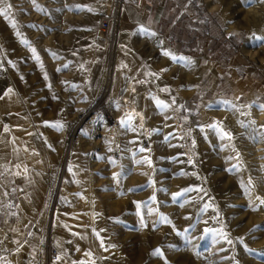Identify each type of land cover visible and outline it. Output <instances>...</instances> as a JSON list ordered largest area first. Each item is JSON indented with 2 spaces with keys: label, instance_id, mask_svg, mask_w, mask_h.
I'll return each instance as SVG.
<instances>
[{
  "label": "rangeland",
  "instance_id": "obj_1",
  "mask_svg": "<svg viewBox=\"0 0 264 264\" xmlns=\"http://www.w3.org/2000/svg\"><path fill=\"white\" fill-rule=\"evenodd\" d=\"M196 1L231 55L167 44L129 22L126 0L0 3V96L14 90L0 99V264H264V0ZM128 81L149 137L120 105ZM189 187L203 191L173 199Z\"/></svg>",
  "mask_w": 264,
  "mask_h": 264
},
{
  "label": "crops",
  "instance_id": "obj_2",
  "mask_svg": "<svg viewBox=\"0 0 264 264\" xmlns=\"http://www.w3.org/2000/svg\"><path fill=\"white\" fill-rule=\"evenodd\" d=\"M126 6L131 24H140L155 31L169 45L176 44L185 52L207 55L217 54L219 45H223L226 52L230 50L229 55L233 53L230 34L222 31L212 16L201 13L196 0H191V3L189 0H126ZM213 70L217 72V69ZM137 92L139 94L138 89ZM144 113L147 124H150L145 109Z\"/></svg>",
  "mask_w": 264,
  "mask_h": 264
},
{
  "label": "snow or ice",
  "instance_id": "obj_3",
  "mask_svg": "<svg viewBox=\"0 0 264 264\" xmlns=\"http://www.w3.org/2000/svg\"><path fill=\"white\" fill-rule=\"evenodd\" d=\"M31 2L33 3V5H36V0H31ZM0 3H4V0H0ZM189 3H191V0H189ZM76 7L79 8V9H81V10L84 9V8H86V7H87V10H89V11L92 10V9H91L90 7H88V6H80V5H78V6H76ZM8 8H10V5H7L5 8L0 9V12H6V11L8 10ZM37 8H38V10L43 11V9H42V8H39L38 5H37ZM12 26H13V27L16 26V25H15V22H13ZM141 30L144 31V32H148L147 29H143V28H142ZM149 34L152 35V36H155V35H156L155 32H151V33H149ZM17 35L19 36V35H21V34H20L19 32H17ZM253 38H254L256 41H264V35H260V36H258V35H255V33H253ZM22 43L28 44L29 46H30V44H31V42L28 41V40H26V39H23V40H22ZM161 43H163V42L161 41ZM32 50L35 51L34 48H33ZM164 55L169 56V57H170L171 59H173V60H176V59H182V60H183V59H186V58H183V57H179V58H178V57H176L171 51H167V50H165ZM36 58L39 59V56H37ZM188 62L191 63V61H188ZM125 67H126V65H125ZM165 70H166V69H165ZM57 71H60V69H57ZM152 75L155 76V75H157V74H156V73H152ZM45 78H47V77H45ZM13 91H14L13 89L8 88V89L5 91V93L3 94V96H0V99H3L4 96H8V95L12 94ZM158 103H159V105H160L162 108H165V109H166V108L169 107L168 104H166V103H164V102H162V101H158ZM231 106H232L233 108L236 107L235 105H231ZM247 107L250 108L251 105H248ZM259 107H260V109H261L262 111H264V105H260ZM241 114H242V115H247V113H241ZM129 120H131V117H129ZM241 123H242V125H243V122H241ZM251 123H252V124H255V121H252ZM45 124H46V125L53 126V127H57V128H59V129H62V128L64 127V125L61 124V123H52V122H47V121H46ZM243 126H244V127H248V125H243ZM209 127L213 128V129H215V130H218V131L221 133V136H222L223 138H226V139H228L229 141H231V140L233 139V136L231 135V133L228 132V131H225V130H224V127H223L222 122H216V123L210 124ZM261 127H264V126H261ZM6 130H7V129H6ZM141 151H144V149H141ZM144 162H146V163H148L149 165H151V161H150V159H147V158H146ZM113 163H115V161H113ZM25 171H26V169H25ZM17 174H19V173H17ZM114 178H116L115 174H114ZM153 183H154V181H150V185L153 184ZM191 191H203V189H197V188L189 187V188H186V189L182 190V191L179 192V193H175V194H173V199L175 200V199H177L178 197L184 196L186 193L191 192ZM150 199H151V201L155 202L156 197L153 196V197H151ZM260 203H261L262 205H264V200H261ZM136 204H137V208L139 209V208L141 207V204H143L144 206H147L148 202H136ZM211 206H212V205H210V204H206L204 210H207V208H208V207H211ZM152 211H153V210H152L151 208L148 209L149 214H151ZM160 222H162V223H170V221H169V220H168V219H167L162 213L160 214ZM145 226H147V225L145 224ZM258 227H259V226H258ZM205 232H210L212 235H215V236H221V237H223L225 240H227L228 243H232V241L228 239L227 234L224 233L223 230L217 232L215 229H212V230H208V229H206ZM97 235H99V234L97 233ZM0 243H2V241H0ZM16 243H19V241H16ZM101 244H102V246H103V241H101ZM105 250H107V249H105ZM153 254H154V255L163 256V251H162L161 249H156V250H154V253H153ZM86 255L91 256V252L86 253ZM61 258H62V257H61L60 255H56V256H55V259H56L57 261H59Z\"/></svg>",
  "mask_w": 264,
  "mask_h": 264
},
{
  "label": "built area",
  "instance_id": "obj_4",
  "mask_svg": "<svg viewBox=\"0 0 264 264\" xmlns=\"http://www.w3.org/2000/svg\"><path fill=\"white\" fill-rule=\"evenodd\" d=\"M121 27V14L119 11L113 12L109 15H105L100 19V22L98 24V28L101 35L115 33L118 29ZM138 93L135 91V89H132V92L129 94H126L121 97L120 105L124 111H127L131 113L133 116H137V123L141 128L142 134L145 137L150 136L151 132V126L145 125L146 121L144 118V115H141L140 110L138 109ZM175 123L178 125V128L182 134H186V129L184 122L181 120L180 117H175ZM120 145V144H119ZM49 254L51 256H55V251H49Z\"/></svg>",
  "mask_w": 264,
  "mask_h": 264
},
{
  "label": "bare ground",
  "instance_id": "obj_5",
  "mask_svg": "<svg viewBox=\"0 0 264 264\" xmlns=\"http://www.w3.org/2000/svg\"><path fill=\"white\" fill-rule=\"evenodd\" d=\"M102 37L104 38V40L105 41H108V40H110L109 39V36H108V34H105V35H102ZM112 43V42H111ZM108 76H109V72L106 74V85H109V79H108ZM111 82V81H110ZM129 89H131L130 91H129ZM132 89H135V91L137 92V89L136 88H132V86L128 83V89H126V91H124V94L126 95V94H129V93H131L132 92ZM129 91V92H128ZM138 93V92H137ZM138 102V101H137ZM138 106H139V110H140V113H141V115H144V118H145V121H146V123H145V125H148L147 124V120H146V114L144 113V109L142 110L141 109V106L139 105V103H138ZM126 113H128V118L129 117H131V121H132V123H136V121H135V119L133 118V117H135L136 119H137V116H133V115H131V113H129V112H127L126 111ZM133 116V117H132ZM137 121H138V119H137ZM138 124V123H137ZM139 126V125H138ZM140 127V126H139ZM177 127H178V125H177ZM178 130H179V128H178ZM179 132H180V130H179ZM181 133V132H180ZM181 136L183 137V138H185L186 137V134H182L181 133ZM186 149H188V147H186Z\"/></svg>",
  "mask_w": 264,
  "mask_h": 264
}]
</instances>
